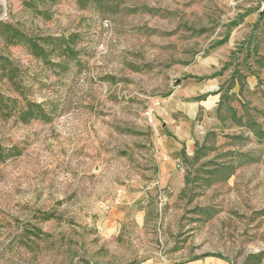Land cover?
Here are the masks:
<instances>
[{
	"label": "rangeland",
	"instance_id": "obj_1",
	"mask_svg": "<svg viewBox=\"0 0 264 264\" xmlns=\"http://www.w3.org/2000/svg\"><path fill=\"white\" fill-rule=\"evenodd\" d=\"M30 1L77 55L0 36L47 115H0V264H264V0Z\"/></svg>",
	"mask_w": 264,
	"mask_h": 264
},
{
	"label": "trees",
	"instance_id": "obj_2",
	"mask_svg": "<svg viewBox=\"0 0 264 264\" xmlns=\"http://www.w3.org/2000/svg\"><path fill=\"white\" fill-rule=\"evenodd\" d=\"M25 7H34L35 5L29 0H21ZM77 3L84 7L88 0H77ZM0 36L3 37L7 44H22L34 58L41 59L44 63L53 64V59L74 58L77 53L74 48V37H32L24 34L19 29L10 24L0 21ZM19 68L7 56L0 55V81H6L18 96L22 97L21 81L18 79ZM23 107L18 109V100L0 93V115L7 119L16 117L23 124L32 120H45L47 115L42 106L38 103L24 100ZM10 156V151L4 148L0 143V163Z\"/></svg>",
	"mask_w": 264,
	"mask_h": 264
},
{
	"label": "crops",
	"instance_id": "obj_3",
	"mask_svg": "<svg viewBox=\"0 0 264 264\" xmlns=\"http://www.w3.org/2000/svg\"><path fill=\"white\" fill-rule=\"evenodd\" d=\"M193 115H194V113H193ZM220 264H229V262L228 261H220Z\"/></svg>",
	"mask_w": 264,
	"mask_h": 264
},
{
	"label": "built area",
	"instance_id": "obj_4",
	"mask_svg": "<svg viewBox=\"0 0 264 264\" xmlns=\"http://www.w3.org/2000/svg\"><path fill=\"white\" fill-rule=\"evenodd\" d=\"M147 115H148V113H147ZM149 121H150V122L152 121L151 117L149 118ZM103 209L106 210L107 207H103Z\"/></svg>",
	"mask_w": 264,
	"mask_h": 264
},
{
	"label": "water",
	"instance_id": "obj_5",
	"mask_svg": "<svg viewBox=\"0 0 264 264\" xmlns=\"http://www.w3.org/2000/svg\"><path fill=\"white\" fill-rule=\"evenodd\" d=\"M264 15V10H262L261 12H260V16H263Z\"/></svg>",
	"mask_w": 264,
	"mask_h": 264
}]
</instances>
